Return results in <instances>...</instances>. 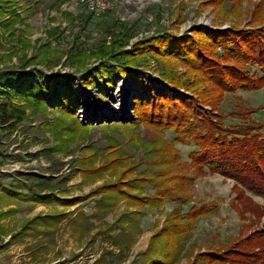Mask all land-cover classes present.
I'll list each match as a JSON object with an SVG mask.
<instances>
[{"label": "rangeland", "instance_id": "rangeland-1", "mask_svg": "<svg viewBox=\"0 0 264 264\" xmlns=\"http://www.w3.org/2000/svg\"><path fill=\"white\" fill-rule=\"evenodd\" d=\"M16 1L20 19L13 28L0 29V71L20 69L31 80V73L40 70L45 85L49 83L50 73L69 74L73 76L77 98L74 115H65L60 109H56L52 97H47L49 109L45 113H38L33 104L24 103L22 100L12 99L5 103L7 106L24 105L25 117L12 131L8 129L4 131L0 127V177L6 176L3 182L8 187L14 182L10 179L16 180L17 186L24 187L34 184L30 176H53L55 178L53 182L59 183V189L66 190L60 196L68 198L80 196L81 199L65 208L69 213L56 228L54 243L46 242V239L36 240L38 238L35 234L36 224L33 229L29 228V231L22 229L26 220L38 214L52 212L54 208L47 211L42 208L35 215L14 224L11 229L0 225V264H131V262L144 264L145 261L139 252L147 247L153 232L165 224L168 213L177 207L176 201L170 197L172 195H167L160 208L143 205L145 214L140 220V231L134 234L131 245L124 251H120L118 246H113L111 240L106 241L102 234L90 241L89 237L93 236L95 229L88 234L79 235L69 226L72 219L81 212L88 215L95 211V205L101 195L90 196V190L104 182L119 180L121 171H124L120 179L122 184H127V181L132 182L145 165L139 163L137 168L127 169L131 163L126 161L130 160L119 163L116 161L118 168L114 171L102 169L104 172L97 178L91 176L92 174L87 176L81 168L89 165L101 166L111 157L118 156L120 148L124 154H128L127 157H132L134 162L140 161L146 150L158 148L161 143H158L160 141L156 139L153 129L143 123L132 127L137 123L136 116H143L146 107L150 104L147 101L149 95L143 94L144 90L151 88L156 93L159 92L157 94L166 90L180 99L193 96V102L200 104L205 93L203 87H207L209 82L194 77L192 70L194 65L205 62L204 54L215 60L221 58L225 51L223 45L218 47L217 44L223 41L227 31L215 37H212L213 33L209 35L204 33L230 27L253 29L257 32L264 30V0H243L236 10L232 7L234 0L220 2L218 0H106V8L99 14L89 11L85 0ZM261 32L263 38V31ZM122 34L124 36L121 37ZM169 34L192 37L181 38L180 41ZM114 36L120 37L119 42L122 43L123 50L128 53L124 56L125 65L118 66L106 58L92 54L98 47L108 44ZM213 40L217 43H211ZM192 41L194 44L188 46L187 44ZM138 42L143 43L137 46L138 49L134 54ZM234 45L233 43L232 46ZM186 48H189L188 53L184 52ZM69 49L71 56L75 57L77 52L76 59L83 58V65L70 63ZM256 52L257 49H255V58H257ZM28 58H33L34 65L29 63L23 69L21 64ZM256 60L255 64L245 62L248 72L255 74L254 78L264 75L262 67ZM99 67L105 87L96 72ZM117 68L121 74L116 73ZM85 69L95 70L91 71L88 80L83 81L89 87L81 85L79 80L81 77H86ZM140 73L142 78L139 76ZM213 75L214 71L209 67L200 70V76L206 77L207 80ZM133 81H138L140 85H136ZM164 81L168 85L175 86H169L173 90L166 88L163 90L166 85ZM61 82L64 84L62 89L64 91L67 81ZM51 92V96L58 101L63 103L67 101L68 89L62 94ZM151 92L156 101L173 103L168 93L157 95L154 91ZM237 97L246 107L257 109L256 113L251 112L248 115L249 118L258 122L264 120V84L257 89L240 87L232 92L226 91L217 103L216 109L222 113L234 109V101ZM62 120L65 123L75 122L81 126L76 131L70 132L71 139L68 129L62 128V125L57 126ZM236 121L238 120L227 117L225 124ZM171 129L164 127L162 133L164 137L174 141L175 132ZM62 131L63 137L59 139L58 134H62ZM195 144L192 140L174 142L180 164L190 160L191 151L197 149ZM91 153L95 154L94 162H91L93 159ZM102 154L109 157L104 159ZM166 165H161L162 171L165 170L164 176L156 181L168 178V175L174 172L188 173L191 170L185 167L179 169L173 162L167 165L168 167ZM232 184V179L210 172L195 177L190 182L186 189L191 195L188 205L201 206L205 203L208 210L197 218L193 233L175 264H189L199 249L224 245L246 231L250 221H257L248 212L242 217L230 205L236 195L231 188ZM145 191L148 194L153 192L149 187ZM245 193L259 204H264V196L247 191ZM20 196H18L19 200H25ZM131 202L119 199L103 220L93 219L94 224L104 222L106 223L104 227L112 223L118 224L116 221L121 213L132 207H138ZM46 204L62 206L56 202ZM37 205L41 206L36 202L33 204L34 207ZM188 205L182 204L180 213L184 214ZM5 210L7 209L2 208L1 204L0 213ZM27 210L21 208L18 212L7 213L4 217L18 221ZM261 219L258 222L259 226L264 222V218ZM116 226L118 230L119 226ZM13 232L16 239L12 240L13 236H9L4 241V237Z\"/></svg>", "mask_w": 264, "mask_h": 264}, {"label": "trees", "instance_id": "trees-1", "mask_svg": "<svg viewBox=\"0 0 264 264\" xmlns=\"http://www.w3.org/2000/svg\"><path fill=\"white\" fill-rule=\"evenodd\" d=\"M242 1L234 0L232 7L235 10L238 9ZM258 5L260 6V4ZM19 19L17 1L0 0V29L8 30L13 28ZM255 19H257L256 14ZM226 31L223 41L217 44L218 47L223 45L225 51L219 59L221 61L204 54L203 59L205 62L194 65L192 70L194 77L209 82L207 87H203L205 93L200 104L193 102V96L188 99H180L172 96L166 90L161 94L154 93L157 95L168 93L173 103L161 100L156 101L151 91L144 90L148 92L149 97L151 96V99L149 97L148 100L144 99L149 101L150 104L146 107L143 116H136L137 123H134L132 127L134 128L143 123L153 129L156 139L160 141L155 140V142L161 143L158 148L154 147L152 150H146L147 152L140 157L141 160L136 162L133 161L132 157H127L128 154H124L120 148L118 156L111 157L109 161L107 160L101 166L89 165L81 168L87 176L92 174L91 176L97 178L104 172L102 169H113L114 171L115 168H118L119 165L115 164L116 161L118 163L125 160L132 161H126V163H131L127 169L137 168L139 163L145 165L132 182L127 181V184H122L120 179L124 175V171H121L119 180L115 182L108 181L94 186L90 190L89 195H101L95 205V211L88 215L81 212L78 216H75L69 224L73 231L78 232L79 235H84L95 229V232L92 233L93 236L89 237L90 241L102 234L106 241L111 240L115 244L113 246H118L121 249L120 251H124L131 245L134 234L140 231V220L145 214L144 209H142L144 208L143 205L148 204L151 208H160L167 199L166 196L172 195L170 197L176 201L177 207L168 213L165 224L159 230L153 232L147 247L139 252V255L145 261L144 264H175L183 252L185 243L193 233L197 218L208 210L207 206L204 205L205 203L201 206L188 205L191 195L186 192V189H188L190 182L195 177L203 176L206 172L219 173L233 180L231 188L236 195L230 205L242 217H245L246 212H248L257 221H250L246 231L237 237H233L224 245L199 249L189 264H264V222L262 225H258V222L262 220L261 218H264V204H259L245 193L247 191L264 196V120L258 122L255 121L256 119L249 118L248 115L251 112L256 113L257 109L246 107L238 97L237 99L235 98L237 101H234V109L225 113L216 109L217 103L223 98V94L226 91L232 92L240 87L257 89L264 84V75L254 78L255 74H250L245 64V62L255 64V59H257L256 61L259 62V66L262 67L261 70L264 72V30H261L263 31V38L261 31L234 29L232 27L222 30H211L204 33V35L213 33L212 37H215L219 33ZM169 35H173L180 41L192 37L188 35ZM119 41L120 37L114 36L108 44L98 47L92 54L106 58L109 62H113L118 66L125 65L126 61L124 62L123 60H125L124 56L128 53L123 50L122 43ZM214 42L216 41L213 40L211 43ZM141 43L143 42H138L135 45L134 54L138 49L137 46ZM233 43L235 44L234 46H232ZM193 44L194 42L192 41L187 45L191 46ZM188 49L186 48L184 52L188 53ZM255 49H257V58L254 56ZM75 54L76 56L78 55L77 52ZM68 56L71 64L83 65V58L76 59V56H71L70 49ZM45 58L47 59L48 57ZM32 61L33 58L25 59L21 66L24 69L29 63L34 65ZM203 67H209V69L214 71V75L209 76L208 80L206 77L202 78L200 76V70ZM38 71L31 73V80L20 69H4L0 71V127L4 131L5 129L14 130L16 124L25 117L24 105L9 104L7 106L5 104L12 99L33 104L38 113H45L49 109L47 97H52L54 98L56 109H60L65 115H74L77 96L76 87L73 85V76L57 72L50 73L48 76L49 83L45 85L43 83V73L40 70ZM85 71L86 77H81L79 80L81 85L89 87L83 81L88 80L91 71L95 70L85 69ZM96 72L100 79L103 80L105 87L100 67ZM116 73L121 74L118 68ZM62 80L67 81L65 87L69 90L65 103L51 96V91L62 94L66 90H62L64 89ZM169 86L172 85L169 84ZM207 107L210 109L206 110ZM227 117L238 121L225 124ZM6 124L8 125L3 128ZM60 125H62V128L69 130H67L69 137L70 132L81 128L78 123H65L64 120L57 124L59 127ZM164 127L173 129L175 132L174 141L163 136L162 129ZM58 137L59 139L63 137V131L62 134H58ZM185 140L194 141L197 149L191 151L189 161L180 164L179 153L174 146V142L182 143ZM141 142L142 140L140 139ZM101 156L104 159L109 157L106 154ZM94 157L95 154L93 153L91 162L95 161ZM172 162L177 164L179 169L185 167V169L190 168L191 170L188 173L174 172L168 175V178L156 181V179L164 176L163 171L165 170L162 171L161 165H169ZM30 178L33 179L35 185L31 183L27 187H29L28 189L35 200L43 203L56 202L63 207L54 208L52 212L38 214L26 220L22 225V229L29 231L28 229H33L36 224V236L41 235L43 240L46 239V242L54 243L55 230L69 213L65 208L74 205L81 198L80 196H71L70 198L60 196L66 190L64 188L59 189V183L53 182L55 180L53 176H30ZM147 187L153 192L146 193L145 189ZM129 190L136 192L132 193ZM119 199H126L128 202L132 200L131 203L138 206L127 209L120 214L116 221L119 229L116 230L117 226L114 223L106 227H104V224H106L104 222L94 224L93 219L103 220L106 213L113 210ZM1 201L0 197V204ZM182 204L188 205L184 214L180 213ZM211 204L214 203L211 202ZM12 212L15 213L16 210L8 208L1 212L0 216L4 217L7 213ZM161 240L164 241L159 243ZM132 261L134 262V259ZM136 263L134 262L133 264Z\"/></svg>", "mask_w": 264, "mask_h": 264}, {"label": "crops", "instance_id": "crops-1", "mask_svg": "<svg viewBox=\"0 0 264 264\" xmlns=\"http://www.w3.org/2000/svg\"><path fill=\"white\" fill-rule=\"evenodd\" d=\"M5 177L6 176L0 177V197L2 200L1 202H3V203H1L2 208L8 209V207H9L11 209H15L16 212H18V210H20L21 208L28 209L29 211L27 210L26 212H24V214L21 215V218H19L18 221H16V220L12 221V220H10V217H3V219L0 218L1 219L0 225L1 226L3 225L4 228L8 227L9 229H11L14 226V224L16 225V224L22 222L23 219H25L31 215H35V213L38 211H41L42 208L43 209L45 208V210L47 211L50 208H62L63 207V206L57 207L55 204L53 206H51V205L43 203V202H38L32 196L31 192L28 189L29 187H27V185H24V187H22L20 185L17 186V181L14 179H10V181L12 180L14 182H12V184H10V186L8 187L3 182V178H5ZM19 181H21V180H19ZM20 195L23 196L25 200H22V199L19 200L18 196H20ZM35 202H36V204H40L41 206L37 205L34 207L33 204ZM1 204H0V206H1ZM38 207H41V208H38ZM0 234H1V232H0ZM14 234H15V232L6 235L4 237V241H6V239H8L7 237H9V236L11 237ZM15 239H16V237L13 236L12 240H15ZM38 239H42V236L38 235V238H36V240H38ZM36 240H34V241H36Z\"/></svg>", "mask_w": 264, "mask_h": 264}, {"label": "built area", "instance_id": "built-area-1", "mask_svg": "<svg viewBox=\"0 0 264 264\" xmlns=\"http://www.w3.org/2000/svg\"><path fill=\"white\" fill-rule=\"evenodd\" d=\"M85 3L87 5V8L89 9V11H91L93 13H96V14H99L100 12H103L104 9L107 6V4H106L107 1L106 0H85ZM141 74L142 73H140V75H139L140 77H141ZM159 80H160V78H159ZM160 81L162 82V80H160ZM133 82H135L136 85H140L138 81H133ZM142 82H144L143 79H142ZM165 84L166 85H165V87H163V90H164V88L169 89V90H173L171 87H169V85L166 82H165ZM153 87H154V85H153ZM151 90L156 93V91L151 89V88L148 91H151ZM144 93H145V95L148 96V92L144 91L143 94ZM157 93H159V92H157Z\"/></svg>", "mask_w": 264, "mask_h": 264}]
</instances>
